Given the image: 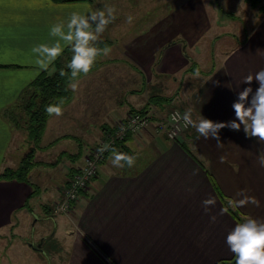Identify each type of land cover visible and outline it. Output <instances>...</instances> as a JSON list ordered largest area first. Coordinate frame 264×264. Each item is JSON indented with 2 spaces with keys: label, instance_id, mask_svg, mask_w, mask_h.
<instances>
[{
  "label": "crops",
  "instance_id": "1",
  "mask_svg": "<svg viewBox=\"0 0 264 264\" xmlns=\"http://www.w3.org/2000/svg\"><path fill=\"white\" fill-rule=\"evenodd\" d=\"M85 4L95 11L88 0H0V172L17 168L30 149L31 140H26L32 136L26 129L30 86L41 72L54 71L53 66L46 71L35 66L32 46L51 42V24L71 11H82L80 6ZM249 4L252 9L257 5L260 15L250 20V28L242 31L243 38L236 43L228 41L218 57L207 46L204 51L202 42L205 37L220 36L212 31L214 25L230 28L234 20H229L237 19L219 0L184 3L183 7L192 11L201 7L197 9L203 13L198 32L189 30L196 19L193 23L188 16L192 11L187 10L183 16L174 13L157 20L147 31L130 37L131 42L124 45L128 50L121 54L135 67L131 70L143 94L127 106L121 101L125 92L138 90H127L132 85L123 82L127 68L118 66L120 60L100 57L103 63L98 69L117 65L103 76L111 80L103 85V95L88 93L85 80L81 87L87 92L83 97L74 93L64 107L67 112L64 110V120L59 122L61 128L54 124L55 116L49 117L37 144L40 153L52 151L64 163L61 183L54 184L51 172L43 169L51 162L43 161L29 168L27 181L0 180V264H235L225 242L227 233L245 218L264 220V167L258 163L264 144L248 138L243 128L221 129L220 146L214 139L198 138L191 126L175 140L158 128L165 121L162 115L164 119L168 116L164 114L168 108L163 106L169 105L163 96L173 98L170 104L182 112L190 111L194 121L202 116L213 121L235 118L232 104L237 92L248 87L244 78L264 69V0ZM251 87L253 91L258 87L255 80ZM106 95L113 103L110 112L117 115L108 124L107 118L89 124L99 114ZM142 102L147 103L144 109L158 124L125 137L115 147L138 154L135 166L113 167L109 150L99 164L97 177L75 205L60 214V225L45 238L49 230L46 221L51 216L48 212H53L52 204L60 199L69 176L83 165L89 149L113 133L130 110H140L134 105ZM50 132L53 139L46 143ZM73 142L79 146L71 153L65 145ZM241 190L259 199L260 206L232 208L228 202L240 199L236 193ZM208 197H214L216 204L205 213L202 201ZM222 207H227L228 213L220 215ZM212 215L217 217L215 222L210 220ZM38 218L42 223L35 225ZM56 233L58 239L54 238Z\"/></svg>",
  "mask_w": 264,
  "mask_h": 264
},
{
  "label": "clouds",
  "instance_id": "2",
  "mask_svg": "<svg viewBox=\"0 0 264 264\" xmlns=\"http://www.w3.org/2000/svg\"><path fill=\"white\" fill-rule=\"evenodd\" d=\"M82 11H71L66 17L52 23L48 35L51 42L34 44L31 54L34 57L35 66L42 71L48 70L49 66L63 56L65 49H70L71 59L64 69L60 70L61 76H68L67 87L72 92H77L80 85V77L87 76L96 66L97 60L103 55L107 56L110 48L99 47L100 36L105 32L108 25L116 19L115 6L106 5L103 10H92L91 6L85 4L80 6ZM133 17H127V23L131 24ZM38 74V73H37ZM199 75V72L196 73ZM253 80L258 87L253 91L251 87ZM217 85L219 81L215 82ZM248 87L237 92V99L233 102L235 118L230 121H213L201 117L198 121L191 118V112L186 111L182 117L184 126L195 128L199 137L205 140L214 139L217 146L221 145L220 130L227 127L234 131L243 128L248 138H255L258 143L264 144V69L253 76L249 74L243 80ZM64 99L50 103L45 111L48 116L61 117L64 115ZM176 116L172 119L176 120ZM110 150V163L113 167L123 169L132 168L138 159L137 155H130L118 151L115 147L103 144L99 153ZM224 162L221 157V163ZM260 167H264V151L258 156ZM240 199L229 200L232 208L245 207L249 204L260 206V201L254 196H249L244 190L236 193ZM216 199L208 197L202 201L205 213L215 206ZM227 207L220 209V215L228 213ZM216 215L210 217L211 222L216 221ZM226 245L235 258V264H264V220L254 217L245 218L243 222L235 226L226 235Z\"/></svg>",
  "mask_w": 264,
  "mask_h": 264
},
{
  "label": "rangeland",
  "instance_id": "3",
  "mask_svg": "<svg viewBox=\"0 0 264 264\" xmlns=\"http://www.w3.org/2000/svg\"><path fill=\"white\" fill-rule=\"evenodd\" d=\"M88 1H90L93 4L95 10H103L106 5L115 6L116 8V19L111 24L108 25L105 32L100 36V39L106 40L107 43L109 42V48H110V52L107 55L109 58H106V59L103 58L102 60L117 59V60H120V62L118 63L119 64L118 66L120 68H124V67L127 68V71H126L127 77L123 82H126L125 85H128V83L132 84V85L127 86L128 87L127 90L128 89L130 90L138 89V90L130 91L129 93L125 92L124 94L125 97L122 98L121 101L124 106H127L126 103L128 104L131 103L132 100L137 99L139 95L143 94V92L141 91L142 89L141 86L136 83V73L133 72V70H131L132 67H134L132 65V62H130L128 58L123 57V55L121 54V51L123 49L126 51L128 50V48L124 47V45L129 44L131 42L128 40L130 37H133L135 33H140V32L143 33L147 31L149 27L153 25L157 20L160 21L164 19L165 17L170 16L171 14L173 16L174 13L175 14L179 13L181 16L186 14L188 7H183V5L185 2H187V0H88ZM205 1H208V0H203V2ZM195 2L196 0H194V3ZM250 2H255V4H258V3H261L262 0H219L220 6L225 8L226 11H229L231 14L236 16L237 19L229 20V22H232L234 20L230 28L225 27V26L217 27L216 25H214V28L212 31H217L220 34V36L215 39L205 37V39L202 42V45H204V51H205V46H207L206 48H208L209 50L212 49L215 57H218L220 56V53H222L227 48L226 43L228 41H232L233 43H236L237 41H240L243 38V32H244L243 30L244 29L248 30L250 28V24H249L250 20L251 19L256 20V17L260 15L258 13L259 12L258 6L256 5L253 7L254 9H252V6H250L249 4ZM195 5L192 4L191 6H195ZM247 5L250 7L248 8ZM211 6H213V4H211ZM197 9L200 10L201 7L200 6L194 7L193 11L192 9L191 10L189 9L188 12L192 11V13L190 15L188 13V16L193 20V23L195 22L194 19H196V22L194 23V25L191 26V29L189 30L195 29L198 32L202 27V25L199 24L198 19H202L201 16L203 13L201 11V15H200ZM211 11L212 13H214V16L216 17L217 13H215V10L211 8ZM205 12H207V9H205ZM129 15L133 17V22L131 24L127 23V17ZM189 17L187 19H189ZM238 17L240 18L238 19ZM174 28H176V24L174 25ZM170 29L171 27L168 29V32L170 31ZM232 30L239 31V32L234 33ZM229 34H234L236 37L233 35H229ZM112 68H117V65L115 64L107 65L104 69L103 68L98 69L97 73H94L93 71L89 73L88 77L80 81L79 89L76 92L78 97H83V95L86 94L87 90H88V93H90L93 97L102 96L103 95L102 91L104 87L103 85L107 83L108 80L111 81L110 78L103 77V76H106L107 71ZM128 69L131 71H129ZM121 74H122V71H120V75ZM85 80H87L89 84V87L87 88V90L86 88L81 87V85L84 84ZM157 87H160V86L158 85ZM149 91L151 90L149 89ZM105 97L106 99L100 108L99 114L93 117L92 121L89 124H93L96 121H99L100 118L102 121L105 118H107V120H105L106 121L105 124H108V123H111L112 119L117 115L116 113L110 112V110H112V105H113L111 98L109 97V95H106ZM171 101H172L171 99L164 101L166 104L169 105L166 107L163 106V108H168V112L164 111V114H169V112L175 108L180 109L179 106L178 107L172 106L170 104ZM146 102H142L138 106L134 105V107H136L135 109L141 110L145 108V106L147 105ZM157 103L158 105H160L159 102ZM139 106H142V107L139 108ZM65 110H66L65 111L66 113L67 109ZM151 113L154 114L152 111ZM162 114L163 113H161V115ZM53 119L56 122L54 124L56 126L58 124L59 129H60L61 123L59 122H63L64 117L63 116L53 117ZM162 120H165L164 122L166 123L167 117L166 119H164V116L162 115ZM119 121H121V119ZM157 124L158 123H156L153 118H150V122H148L147 125H145V128L143 130H146V129L152 130V127L153 128L156 127ZM51 128L52 126H49V130H51ZM158 129L162 133L166 134V136L169 138V136L167 135V126L163 128V124H162ZM16 131L17 130L15 128V133ZM22 132L26 133V130L24 127L22 128ZM133 134L135 133H130L127 136L133 135ZM53 135L54 134L51 132L46 135V138H47L46 143L50 141V139H53ZM181 136H182L181 133H179L175 139L181 138ZM27 138L29 137L27 136L26 140ZM169 139L173 140L171 138ZM140 143L143 144V142H140ZM65 146L66 148L70 150L71 153H74L77 151L79 145H77V142H73L69 144L68 146L67 145ZM26 155H29L31 161L35 162L34 165H36L37 161H43L45 163L51 162V164H46L47 166L43 167V169L47 172L49 171L51 172V180L54 182V184L61 183L60 170L61 168H64V163L59 162L57 159V156H55V154L52 153V151L48 153H40L38 146L35 144H32L30 149L27 151ZM102 161L103 160H101L100 163ZM78 198H80V196ZM48 213H50L51 216H48L47 221H46V224L49 230H48V233L45 235V238L48 237L50 232L52 235L56 231L55 229L57 225H60V219L62 217V215H60L59 213H55V212H52V213L48 212ZM39 223H42V222L38 218L36 220L35 225H38ZM66 225L67 224H63V226H66ZM61 230H64V228ZM54 238L55 239L59 238L58 233H56ZM1 261L3 262V258L2 259L0 258V262Z\"/></svg>",
  "mask_w": 264,
  "mask_h": 264
},
{
  "label": "trees",
  "instance_id": "4",
  "mask_svg": "<svg viewBox=\"0 0 264 264\" xmlns=\"http://www.w3.org/2000/svg\"><path fill=\"white\" fill-rule=\"evenodd\" d=\"M54 1L69 2V1H82V0H54ZM251 3L255 5V2H251ZM98 46L99 47L107 46L109 48V42L107 43L106 40L100 39ZM70 59H71L70 49H65L63 56H61L52 65H50L51 67L53 66L54 71L53 72L51 71L52 72L51 74L46 72H41L37 76V78H35V80L31 83L30 86L31 93L28 97V102L26 105L27 108L26 114L28 117L26 122L28 123V126L26 127V129H30V133L32 136L29 137L28 139L31 140L30 141L31 144L37 145L42 137L46 121L50 117L47 115L45 111L46 107L50 103L57 102L59 99L65 100V104H64L65 107L74 98V92H72L71 89L67 87L68 76L60 75L61 69H64L66 72H69L66 65L70 61ZM102 63L103 62L99 58L97 60L96 66L93 68L92 71L98 69ZM163 99L165 101L169 99L172 100L173 98L171 97L168 98L163 96ZM145 111L146 109L143 108L141 110H130L129 113L131 112L144 113ZM125 140L126 138L123 141ZM117 145H115L114 147H116ZM26 154L22 156L21 162L17 168L15 169L9 167L4 168L0 172V180L15 179L20 181H27V172L29 168L32 165H34L35 162L31 161L30 156ZM130 155H132V153ZM232 262H235V258Z\"/></svg>",
  "mask_w": 264,
  "mask_h": 264
},
{
  "label": "built area",
  "instance_id": "5",
  "mask_svg": "<svg viewBox=\"0 0 264 264\" xmlns=\"http://www.w3.org/2000/svg\"><path fill=\"white\" fill-rule=\"evenodd\" d=\"M185 112L175 108L171 110L167 116L166 123L167 135L171 139H175L179 133L184 132L190 126L185 127L182 119ZM176 116V120L172 117ZM150 122L148 112H131L128 113L121 121L117 123L113 133H109L102 138L97 145L89 149L84 156V163L76 171H74L62 187L60 199L52 204L51 210L55 213H65L70 210L78 200V197L89 188V184L97 177L100 161L104 159L106 153H99L98 149L103 144H108L111 147L123 140L128 134L136 133L145 128V125Z\"/></svg>",
  "mask_w": 264,
  "mask_h": 264
}]
</instances>
